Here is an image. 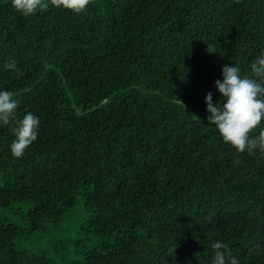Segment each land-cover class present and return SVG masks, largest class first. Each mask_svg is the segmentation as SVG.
<instances>
[{
    "label": "trees",
    "instance_id": "1",
    "mask_svg": "<svg viewBox=\"0 0 264 264\" xmlns=\"http://www.w3.org/2000/svg\"><path fill=\"white\" fill-rule=\"evenodd\" d=\"M262 48L264 0H90L31 16L0 0V89L18 117H40L20 158L0 128V264H55L17 238L76 205L71 264H210L218 239L264 264V156L225 144L204 99H220L223 65L248 74Z\"/></svg>",
    "mask_w": 264,
    "mask_h": 264
},
{
    "label": "clouds",
    "instance_id": "2",
    "mask_svg": "<svg viewBox=\"0 0 264 264\" xmlns=\"http://www.w3.org/2000/svg\"><path fill=\"white\" fill-rule=\"evenodd\" d=\"M12 8L23 16L46 12L49 8L67 9L75 13L86 10L90 0H10ZM209 52H214L209 50ZM3 69L20 73L21 69L15 58L3 63ZM222 79L214 82L221 94L213 102V93H206L204 99L209 113L208 123L215 126L222 141L238 153L257 152L264 156V48L249 62L247 73L237 63L225 64L221 69ZM21 103L13 91L0 89V128L8 127L15 139L9 145L12 156L20 158L25 150L37 139L40 117L31 111L18 117L17 109ZM259 128L258 134L251 136L253 129ZM235 163L239 164L237 158ZM212 259L210 264H240L238 257L232 255L228 244L216 240L210 244ZM171 251H174L172 249Z\"/></svg>",
    "mask_w": 264,
    "mask_h": 264
},
{
    "label": "rangeland",
    "instance_id": "3",
    "mask_svg": "<svg viewBox=\"0 0 264 264\" xmlns=\"http://www.w3.org/2000/svg\"><path fill=\"white\" fill-rule=\"evenodd\" d=\"M1 179V177H0ZM13 207L20 204L14 203ZM0 215L10 217L9 212H0ZM84 214L80 207L76 205L70 212V216L50 228L41 236L27 234L17 238V247L28 252H43L53 259L55 264H71L75 259L73 253L74 240L81 235Z\"/></svg>",
    "mask_w": 264,
    "mask_h": 264
}]
</instances>
